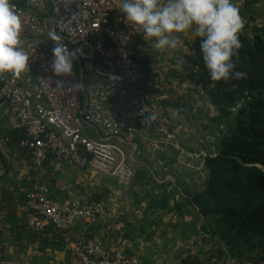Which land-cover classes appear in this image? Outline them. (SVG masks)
I'll return each instance as SVG.
<instances>
[{"label":"built area","instance_id":"built-area-1","mask_svg":"<svg viewBox=\"0 0 264 264\" xmlns=\"http://www.w3.org/2000/svg\"><path fill=\"white\" fill-rule=\"evenodd\" d=\"M11 2L22 19L21 46L30 54V69L19 77L0 74V103L12 106L16 128L24 132L18 144L30 156L35 183L24 197L32 214L25 226L43 238L70 244L78 264H140L137 254H127L121 247L103 249L92 238L69 235L77 220L96 222L105 205L96 200L85 204L53 200L45 161L51 157L88 168L129 186L134 168L120 143L130 144L134 151V139L145 138L146 130L155 136L152 154L172 146L179 157L201 167L207 153L182 148L178 137L183 121L138 87L145 64L133 44L142 34L123 18L118 0ZM50 31L61 35L69 49L83 52L74 61L72 75L55 76L51 71ZM150 115L156 118L145 123ZM1 248L2 244L0 252Z\"/></svg>","mask_w":264,"mask_h":264},{"label":"crops","instance_id":"crops-1","mask_svg":"<svg viewBox=\"0 0 264 264\" xmlns=\"http://www.w3.org/2000/svg\"><path fill=\"white\" fill-rule=\"evenodd\" d=\"M240 10L244 11V21L249 24L264 26V0H234ZM183 40L182 47L169 53L167 50L160 52L153 50L151 46L139 37L134 42L143 59L147 61V67L152 78H156V91L151 97L159 100L167 99L171 102L168 110L175 117H181L184 121V130L179 137L183 148L195 151L207 152L204 147H195L194 134H188L191 130L186 123L195 120L190 118V95H196L205 101L206 113L201 114L202 129L211 122L210 117L217 114V110L211 105L202 90H191L187 76V70L177 71L175 68L176 57L190 53L189 45L192 34H180ZM203 106V104H201ZM186 106V115L178 113ZM198 105L192 107L196 112ZM207 115V116H206ZM209 115V117H208ZM187 116V117H186ZM208 120V124H206ZM17 117L12 106L7 101L0 103V264H78L72 256L68 243L54 242L43 238L38 232L26 228V222L32 217L26 208L24 197L28 190L34 186V177L30 171V156L21 148L14 139ZM195 133V132H194ZM217 133H221L217 131ZM146 137H136L135 142L139 147L130 152L131 166L136 169L143 164L152 166L164 165L160 154L167 148L157 150L152 154V139L154 133L146 130ZM215 138V137H214ZM208 146L214 149L213 139ZM216 140V138H215ZM128 144V143H127ZM208 144V143H207ZM154 155V157H152ZM163 161V164L160 162ZM166 161V160H165ZM130 162V161H129ZM167 168L164 167V170ZM191 171V172H190ZM193 169L182 164L174 166L173 174H167L164 179L178 182L182 189L175 193L171 205L174 210L167 212L160 218L158 207L149 209L143 199L144 191L119 188L121 184L117 178L94 172L88 168H79L56 162L50 163L47 176L50 197L59 203L75 202L85 204L90 196L100 190H106L104 198L105 210L96 222L77 220L69 228L72 238L89 237L94 239L103 249L121 247L127 254H137L140 264H182L184 258L191 254H197L201 259L212 256L221 241L211 236L206 231V225L201 221L195 222L196 207L183 202L180 197L194 194L198 174ZM201 177V176H200ZM158 182L161 179L156 178ZM160 194L162 190H156ZM202 264H230L229 258L223 263L221 260H202Z\"/></svg>","mask_w":264,"mask_h":264},{"label":"trees","instance_id":"trees-1","mask_svg":"<svg viewBox=\"0 0 264 264\" xmlns=\"http://www.w3.org/2000/svg\"><path fill=\"white\" fill-rule=\"evenodd\" d=\"M240 15L244 20L243 10H240ZM198 39L191 41L190 53L184 54V68L190 89L202 90L217 110V114L209 118L217 127L213 132L216 138L214 149L206 150L203 166L198 167L193 161L190 164L191 159L179 157V150L168 147L166 152L168 149L170 152L159 156L166 160L165 164L140 165L134 169L129 188L143 190L147 207H158L164 212L159 213L161 218L174 210V204L179 201L171 205V200L179 188L182 189L178 182L164 178L173 174L176 164L188 166L199 177L202 176V181L193 195L181 196L183 202L178 204L194 205L195 222L201 221L206 225V231L221 243L214 255L201 259L197 254H191L182 260V264H202V260L213 258L223 263L229 258L230 264H264V26L244 21L236 68L246 72L247 76L227 82L221 80L213 84L210 81L202 63ZM143 61L145 65L138 87L151 96L158 89L156 78L151 77L146 59ZM159 101L167 108L171 105L165 98ZM185 107L179 115L186 113ZM230 117L233 121L227 122ZM178 118L181 119L180 116ZM220 130L221 133H217ZM22 137L23 130L15 131L16 142ZM179 144L184 147L181 142ZM51 161V157L45 161L47 171ZM164 167L167 169L164 170ZM156 190L162 192L158 195ZM107 191L94 192L90 200L104 202Z\"/></svg>","mask_w":264,"mask_h":264},{"label":"clouds","instance_id":"clouds-1","mask_svg":"<svg viewBox=\"0 0 264 264\" xmlns=\"http://www.w3.org/2000/svg\"><path fill=\"white\" fill-rule=\"evenodd\" d=\"M123 18L141 33L153 50L160 52L182 47L180 34H192L210 81L241 79L247 73L236 63L242 47L240 33L244 20L234 0H118ZM21 16L11 0H0V74L19 77L30 69L29 52L21 46ZM54 42L51 49V71L55 76L72 75L74 61L83 55L78 48L69 49L61 35L48 33ZM75 43V42H73ZM185 56L176 57L175 68L183 71ZM62 81L57 80V85ZM155 115L145 118V123Z\"/></svg>","mask_w":264,"mask_h":264},{"label":"rangeland","instance_id":"rangeland-1","mask_svg":"<svg viewBox=\"0 0 264 264\" xmlns=\"http://www.w3.org/2000/svg\"><path fill=\"white\" fill-rule=\"evenodd\" d=\"M83 63L85 66H87V63L83 60ZM88 68V71H90L89 69V66H87ZM197 92L193 93L190 95L189 99H191V103H192V107H194L195 105H198L196 106L197 109H196V112L192 111V107L190 106L189 110L190 111V118H193L195 120V125L192 124V122H187L186 125L188 128H190L191 130L189 131L188 134H194V138H191L192 141H195V147H198V149H200V147H204L205 150L208 149V146L211 144V141H208L207 139H213V141H215V138H214V134L213 132L215 131V129L217 128L216 127V124L215 123H210L208 126H206V128L202 129V126L199 125V124H202V119L200 118L201 117V114L205 115V111H206V106H205V101L201 100L200 98H198V96L196 95ZM203 104V106L201 105ZM207 116V115H206ZM209 117V115H208ZM206 124H208V120H206ZM229 121H233V117H230L227 122ZM226 122V123H227ZM195 132V133H194ZM208 143V144H207ZM121 146L123 147V149L125 150V152L129 155L130 152L132 151V146L130 144H127V143H120ZM200 146V147H199ZM130 163H132L131 160H129ZM164 163L166 162L165 160H163ZM163 161L160 162V164H163ZM188 167V166H187ZM191 172V171H190ZM193 172V171H192ZM197 184H199L201 181H202V176L197 178ZM125 187H128L129 186H119V188H125Z\"/></svg>","mask_w":264,"mask_h":264}]
</instances>
